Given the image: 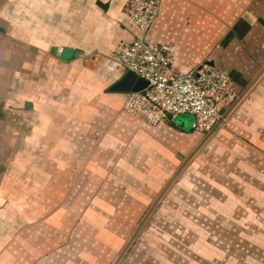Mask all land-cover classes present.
Listing matches in <instances>:
<instances>
[{
  "label": "crops",
  "instance_id": "1",
  "mask_svg": "<svg viewBox=\"0 0 264 264\" xmlns=\"http://www.w3.org/2000/svg\"><path fill=\"white\" fill-rule=\"evenodd\" d=\"M138 36L127 0H0V264H40L52 240L73 236L74 188H105L112 141L161 167L201 144L187 114L151 125L110 89L126 72L110 55ZM146 38L176 45L177 72L209 61L230 76L238 97L221 127L264 140V0H161Z\"/></svg>",
  "mask_w": 264,
  "mask_h": 264
},
{
  "label": "rangeland",
  "instance_id": "2",
  "mask_svg": "<svg viewBox=\"0 0 264 264\" xmlns=\"http://www.w3.org/2000/svg\"><path fill=\"white\" fill-rule=\"evenodd\" d=\"M185 117L190 129L192 115ZM123 129L124 139L132 132ZM104 134L89 130L95 139ZM200 141L163 167L125 139L112 141L107 157L97 151L109 182L97 189L91 180L89 190L78 182L73 236L52 240L56 247L40 264H264V140L227 125ZM151 170L166 178L155 179Z\"/></svg>",
  "mask_w": 264,
  "mask_h": 264
},
{
  "label": "built area",
  "instance_id": "3",
  "mask_svg": "<svg viewBox=\"0 0 264 264\" xmlns=\"http://www.w3.org/2000/svg\"><path fill=\"white\" fill-rule=\"evenodd\" d=\"M161 0H127V10L139 29V36L121 42L110 55L124 70H132L148 84L127 92L123 110L151 125L179 115H192L191 127L211 133L222 111L232 109L238 97L236 86L226 73L209 61L185 72L174 70L176 45L146 38ZM100 135V133H98Z\"/></svg>",
  "mask_w": 264,
  "mask_h": 264
},
{
  "label": "water",
  "instance_id": "4",
  "mask_svg": "<svg viewBox=\"0 0 264 264\" xmlns=\"http://www.w3.org/2000/svg\"><path fill=\"white\" fill-rule=\"evenodd\" d=\"M148 84V81L137 75L134 71L132 70H127L124 75L116 82L114 83L110 89L111 90H116V91H121V92H130V91H137L143 89L146 85ZM228 114H225V117ZM221 117L218 119L215 128L209 133L210 135L213 134L217 129H219L224 122V118ZM116 264V263H114Z\"/></svg>",
  "mask_w": 264,
  "mask_h": 264
}]
</instances>
